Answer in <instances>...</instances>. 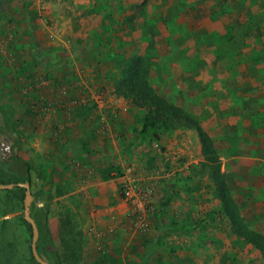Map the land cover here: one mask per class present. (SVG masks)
Instances as JSON below:
<instances>
[{
  "label": "rangeland",
  "instance_id": "obj_1",
  "mask_svg": "<svg viewBox=\"0 0 264 264\" xmlns=\"http://www.w3.org/2000/svg\"><path fill=\"white\" fill-rule=\"evenodd\" d=\"M19 1L23 0H0V109L2 110L0 126L3 118L7 120L5 133L0 132V169L4 167L12 139H15L18 146L17 155L29 166V188L33 209H41L43 205H48L47 218L49 216L50 219L48 230L51 236L49 244L39 247L41 255L50 264H54L52 252L55 253L59 264H261L257 251L231 233V228L224 217L222 218L224 225L220 223V218H203L202 207L193 210L192 206L187 204V202L196 204L197 200H193L192 196L185 193H182V196L187 197L188 200L182 199L179 194L176 195L173 181L180 180V177L192 179L202 173L203 163L195 131L179 128L167 132L154 129L140 133L142 111L136 110L125 100L115 96L112 88L114 77L118 75L123 60L128 56L142 54L137 50L140 44L118 43L119 41L115 44L109 40L91 41L92 30L104 20L101 17L102 12L93 9L88 12L89 14H82L78 19V22H81L79 24L76 21L70 24L68 20L69 23L63 25V22L62 25L58 24L57 28H53L56 31L52 34L57 37L61 31L63 37L66 31L68 32L71 36L68 47L59 43L50 47L47 50L49 53L45 55L30 53L28 49H23L22 45L21 48L17 45V27L20 24L24 25L18 16L28 23L30 22L28 15L29 18L34 16H31L29 9L25 10L21 7H18V10L14 9L12 5L17 3L19 6L21 3ZM137 1L141 0H135ZM169 2L173 4L161 11L165 13L164 18L169 20L168 23L166 19H157L156 15L147 17L155 27L150 31L152 36L149 37V51L144 53L149 61L148 84L168 103L176 105L174 88L176 67L192 68L208 64V58L205 60L196 58L194 53L186 55L181 50V43L197 38L199 30L203 34L208 29H213L209 35L212 48L228 55L231 61L222 57L228 65H235L236 62L243 60L237 58L239 54L247 59L263 61L259 56L264 58V0H176V2L170 0ZM40 11L39 17L45 19L47 26L66 20L64 11L62 13L59 10L47 13ZM121 11L122 9L117 13ZM133 12L135 14L136 11ZM154 13H157V10H154ZM196 23L197 31L189 34L188 27ZM163 24L168 25L163 26ZM81 28L85 32V39L82 43L76 44L74 39L77 35L76 30ZM156 32L159 36L155 35ZM162 34L175 44L176 49L171 51L172 53L163 48L164 44L160 42ZM5 39H8L7 42H4ZM256 41L259 43L257 44ZM112 47L119 53H107ZM42 48L47 49L45 46ZM212 60L214 63L208 65H216L218 59L212 58ZM34 62L38 64L33 65ZM48 64L51 66L45 69L44 66ZM152 67L155 73L150 75ZM50 85L51 91L47 87ZM60 99H66L65 101L70 105L57 107L61 106L59 101L63 102ZM110 103L112 106L115 104V107L112 108ZM85 107L88 108V112L105 108L102 110L105 114L120 115L127 113L128 107L135 109L134 124L125 125L116 136L119 141L124 140L134 126L137 136L132 142L131 149L140 147L144 149L143 154L119 153L123 159L121 164L112 166L111 169L98 168L97 172L92 171L91 167L87 168L88 171L81 167L79 160L76 161L77 155H69L68 160L62 158L60 145L61 135L64 132L63 116L72 115L75 110H84ZM181 109L186 112L184 108ZM54 116L62 122L56 123L57 126L53 128L49 119L55 118ZM193 117L202 129L201 123L194 115ZM88 159L90 161V158ZM68 161L72 166L71 170L69 168L64 169L65 171L54 170L58 183L54 185L51 176L47 177L46 168L51 164H55L56 168ZM66 165L69 166L68 163ZM111 171L113 175L109 176ZM98 172L100 175H96ZM102 175L114 179L117 201L123 202L126 209L122 220L118 218L116 221H111L110 227L107 228L109 234L105 235L102 233L103 230L100 234L85 220V213L91 207L83 197L84 190H77L78 192L70 196L69 202L65 199L55 200V204L52 202V196H59L62 191L80 188L79 185H73V181L90 182ZM61 178L68 180L62 184ZM130 180L138 184L136 192L140 195L146 190L149 191L148 196L139 198V205L133 206L124 200V186ZM81 195L83 198L80 197ZM164 199L168 202L167 210L170 212L159 215L160 201ZM172 202L176 203V215L172 212L174 208L170 207ZM263 202L264 196L259 202L250 204L243 201L234 202L243 226L262 235H264V219L253 218L251 215L263 212ZM49 205H53L50 206L51 210ZM6 211L9 213L3 215L2 213ZM61 212L62 216H60ZM49 213H52L51 216ZM57 214L60 217H57ZM21 219L22 205L19 200L12 197L8 204L3 193L0 192V260L6 257L8 264H29L30 239ZM56 219L59 223L58 228L54 225ZM215 227L218 229L215 230ZM113 238L116 239L118 248L111 251L106 247V241Z\"/></svg>",
  "mask_w": 264,
  "mask_h": 264
},
{
  "label": "crops",
  "instance_id": "obj_2",
  "mask_svg": "<svg viewBox=\"0 0 264 264\" xmlns=\"http://www.w3.org/2000/svg\"><path fill=\"white\" fill-rule=\"evenodd\" d=\"M169 1L170 0H156L155 2L153 0H141L137 2H135V0L19 1L21 2L19 6L15 3L16 5H12L13 8L17 10L18 7L22 9L25 8V10L29 9V12L32 13H30L31 16L34 17L29 18L28 15L27 18L28 20L30 19L28 23L21 19V16H18L20 17V22H24V25L20 24L17 27V45H19V47L22 45V48L28 49L30 53H39L40 55L49 53L47 50L55 44L60 43L68 47V40L71 37L68 32L66 31L65 37H63L61 31L57 37V35L54 36L52 34L56 31V29L53 28H57L56 25H62L63 22V25H65L69 23V21L70 24L73 23V21L79 24L81 22H78V19L82 17V14H89V11L95 9L102 12L101 17L104 18V20H101L99 25H96V29L92 30L90 37L92 39L91 41L109 40L115 44H117V41H119L118 43H139L140 46H136L138 48L137 50H139L138 53H142L140 55L146 56L144 53H148L149 51L150 43L148 42L150 40L149 37L152 36L150 31L155 27L154 23L148 21L147 17H154L156 15L155 17L157 19H166L164 18L165 13L161 11H164L168 6L173 4ZM172 1L176 2V0ZM120 9H122V11L117 13ZM40 10L44 13L52 10H59L61 13L64 11V18H66L67 21L63 19L64 21L61 20V23L57 22V24H48L47 26L45 24V19L39 17ZM134 10L136 11L135 14L133 12ZM154 10H157V13H154ZM27 14L26 12L25 15ZM139 17L141 19H139ZM174 20L176 22V16ZM166 22L168 23L169 20ZM210 22H212V20H210ZM182 24H184V22ZM166 25L163 24V26ZM196 25L197 23L192 27H188L189 34L197 31ZM76 32L77 35L74 38L76 44L82 43L85 39L83 28L77 29ZM157 32L155 35L159 36ZM211 32H213L212 28L208 29V31L203 34L200 33L199 30V34L197 31V38H191L182 43L180 42L182 44L181 50H183L186 55L187 53H194L196 58L199 57L204 60L208 58V64L211 62L214 63L212 58L218 59V61L216 65L202 64L192 68H185L184 66L176 67V85L174 87L176 89L175 106L184 108L187 113L192 116L194 115L201 123L200 126L203 131L206 132L210 138L212 146L218 155L219 171L223 174V181L230 198L237 203L241 201L246 204L259 202L262 200V196H264V58L259 56L261 61L263 60L259 62L260 59H247L239 54L237 58L240 57L243 58V60L236 62L235 65H228L222 58L226 57L228 61H231L228 55L226 53L224 55L221 51L212 48V40L209 36ZM7 40L8 39H5L4 42H7ZM160 42L162 45L164 44L163 48L168 49L170 52L176 49L175 44H173L171 40H167V37L163 34L161 35ZM256 42L257 44L259 43L258 41ZM42 46L47 47V49H43ZM59 46L61 47V45ZM260 52H262V49ZM107 53H119V51L112 47ZM152 53L155 52L152 51ZM260 63L263 64L260 65ZM32 64L35 65L38 63L34 62ZM50 66L51 65L48 64V66L44 67L46 69ZM154 73L155 70L152 67L150 69V75ZM47 87L51 91V85ZM60 100L64 103L59 101L61 106L58 105L57 107L70 105L68 101H65L66 99ZM110 105L112 106L111 103ZM114 107L115 104L112 108ZM104 109L105 108H98L97 110L88 112V108L86 109L85 107L84 110H75L72 115L63 116L65 118L64 122L57 119L56 116H54L55 118L49 119L50 125L53 128L57 126L59 122L63 123L62 128L64 132L61 135L62 143L60 145L62 158L68 160L70 158L69 155H77L76 161L79 160L81 167L83 166L87 171V168L91 167L90 169L92 171L97 172L98 168L104 170L106 167H110L111 169L112 166L116 167L117 164H121L123 159L120 157L119 153L123 155L132 153L136 155L143 154L144 149L140 147L131 149L132 142L136 140L135 137L137 136L133 129L134 126L129 130V134L124 137V140L121 139L119 141L116 136L118 135L117 132H120L122 127L134 124V116H136L135 109H129L128 107V112L121 115L105 114L102 111ZM183 137L182 135L181 138ZM36 146L39 145L36 144ZM63 154H65V156ZM88 158H90V161ZM67 163L69 166L66 165ZM66 164L62 163L61 166L56 168L55 164H51L50 167L46 168L47 177L51 176L54 185L58 184L54 170H64L66 168L71 170L72 166L70 162L68 161ZM111 174L113 175L112 171L108 175L110 176ZM96 175H100V173L98 172ZM67 178H61V183L64 184L66 180H68ZM96 178L97 179L91 180L90 182L85 180L84 183L80 180L73 181L72 184L79 185L80 188L76 190L75 188H71L72 190H66V192L62 191L59 196H52V202L55 204V200L58 199H65L69 202L70 196L81 189L84 190L83 197L88 201V206L91 207L89 211L85 213V220L95 227L100 234L103 230L102 233L105 235L109 234L107 228L110 227L111 221H116L118 218V220H122L121 218L123 215L125 216L126 209L124 208L125 205L123 202L117 201L114 179L105 178L103 175L102 177L98 176ZM173 184L176 186V195L179 194L181 197L183 195L182 193H185L192 196L193 200H197L196 204L195 202H193V204L187 202V204L191 205L193 210L202 207L203 212H201V214L204 213L203 218H220V223H222L223 216L219 213V202L212 195L213 182L207 167L206 171L200 173L199 177L192 179L180 177V180H176V182L173 181ZM80 197L83 198L82 195ZM182 199H187V197L182 196ZM165 200L166 199L160 201L161 213H159V215L168 214V212H170L167 210L168 202ZM53 205H49V210H51L50 206ZM47 207L48 205H46V209H48ZM170 207L174 208L172 212L176 215V203L172 202V206L170 205ZM180 209L183 211V207ZM49 214L51 216L52 213ZM60 216H62V212ZM60 216L57 214V217ZM57 217L55 216V218ZM251 217H260L264 219V210L257 215H251ZM49 222V216L48 218L46 216L48 229L50 226ZM54 225L55 228H58L59 223H57V219ZM222 225L224 224L222 223ZM225 227L226 226H224V228ZM172 228L175 227L172 226ZM216 229L218 228L215 227V230ZM48 232L51 233L49 230ZM113 236L115 237L114 234ZM115 241L116 239L114 238L106 241V247L111 251L112 249H117L118 247ZM157 260L158 258H156V261Z\"/></svg>",
  "mask_w": 264,
  "mask_h": 264
},
{
  "label": "trees",
  "instance_id": "obj_3",
  "mask_svg": "<svg viewBox=\"0 0 264 264\" xmlns=\"http://www.w3.org/2000/svg\"><path fill=\"white\" fill-rule=\"evenodd\" d=\"M148 68L149 61L145 55L128 56L123 60L118 75L114 77L112 84L115 96L125 100L136 110L142 111L140 133L154 129H161V131L167 132L179 128L195 131L203 163L201 171H206V167L209 171L213 182L212 195L219 202L220 213L228 222L231 233L240 238L244 243L252 246L257 251L261 264H264V235L253 230H247L243 226L242 219L224 184L223 174L219 171V160L210 138L199 127L192 115L180 107L168 103L151 89L147 79ZM0 111L2 110L0 109ZM6 128L7 120L3 118L0 132L5 133ZM17 150V142L15 139H12L8 154L4 160V167L0 169V184H18L23 182L30 184L29 166L17 156ZM0 192L3 193L6 203L9 204L12 197H15L22 205V188L16 186L14 189L2 190ZM33 206V202H31L29 215L37 229L36 250L41 255L39 247L50 243V234L46 224L47 209L46 205L42 206L41 209H33ZM7 213L9 211L2 214L6 215ZM21 220L28 230L30 239V227L23 219ZM51 254L54 264H59L55 253L52 252ZM8 262L6 257H2L0 260V264H8ZM29 264H37L30 254V249Z\"/></svg>",
  "mask_w": 264,
  "mask_h": 264
},
{
  "label": "water",
  "instance_id": "obj_4",
  "mask_svg": "<svg viewBox=\"0 0 264 264\" xmlns=\"http://www.w3.org/2000/svg\"><path fill=\"white\" fill-rule=\"evenodd\" d=\"M15 186L20 187L23 189V198H22V218L23 220L29 225L31 236H30V252L32 258L37 264H48L45 260L39 257L36 252L35 243L37 241V229L34 224V221L29 215V207L32 202V196L29 189V183L23 182L18 184H0V190H10Z\"/></svg>",
  "mask_w": 264,
  "mask_h": 264
},
{
  "label": "built area",
  "instance_id": "obj_5",
  "mask_svg": "<svg viewBox=\"0 0 264 264\" xmlns=\"http://www.w3.org/2000/svg\"><path fill=\"white\" fill-rule=\"evenodd\" d=\"M136 190H138V184L133 180L128 181L127 185L124 186V191H123L125 202H128L133 206L139 205L138 204L139 198L146 197L149 195V191L147 190L142 195L136 192ZM139 209L142 211L140 206Z\"/></svg>",
  "mask_w": 264,
  "mask_h": 264
},
{
  "label": "flooded vegetation",
  "instance_id": "obj_6",
  "mask_svg": "<svg viewBox=\"0 0 264 264\" xmlns=\"http://www.w3.org/2000/svg\"><path fill=\"white\" fill-rule=\"evenodd\" d=\"M18 156V155H17ZM19 157V156H18ZM20 158V157H19ZM10 184V183H9ZM13 184V183H12ZM16 185V184H15ZM16 187V186H15ZM14 187V188H15ZM14 188H12V189H14ZM30 189V188H29ZM11 190V189H10ZM0 191H2V190H0ZM32 196V195H31ZM23 198V197H22ZM23 219V218H22ZM29 249H30V241H29ZM35 247H36V243H35ZM29 249H28V252H29ZM36 252H37V250H36ZM30 254H31V252H30ZM38 254V253H37ZM39 255V257L40 258H42L43 260H45L48 264H50L49 262H48V260L47 259H45L42 255H40V254H38ZM32 256V255H31ZM34 260V259H33Z\"/></svg>",
  "mask_w": 264,
  "mask_h": 264
}]
</instances>
